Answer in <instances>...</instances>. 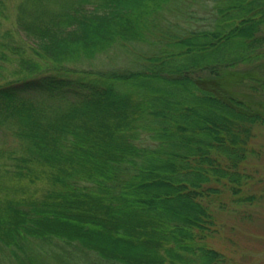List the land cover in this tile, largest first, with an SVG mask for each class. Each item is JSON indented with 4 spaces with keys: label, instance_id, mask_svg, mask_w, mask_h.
Segmentation results:
<instances>
[{
    "label": "trees",
    "instance_id": "1",
    "mask_svg": "<svg viewBox=\"0 0 264 264\" xmlns=\"http://www.w3.org/2000/svg\"><path fill=\"white\" fill-rule=\"evenodd\" d=\"M16 7L46 54L1 32L0 264H223L218 211L256 198L264 0Z\"/></svg>",
    "mask_w": 264,
    "mask_h": 264
},
{
    "label": "rangeland",
    "instance_id": "2",
    "mask_svg": "<svg viewBox=\"0 0 264 264\" xmlns=\"http://www.w3.org/2000/svg\"><path fill=\"white\" fill-rule=\"evenodd\" d=\"M3 1L0 6L2 7L0 13V42L3 39L1 32L8 29L17 44L20 43V46L26 48L27 51H31L30 48L34 49V47L39 49L41 47L38 44L40 39L29 37L24 30L17 29L16 5H20L22 0ZM40 53L46 54L43 50ZM37 56L35 57L40 62L43 60L49 65L51 64L46 56H40L39 54ZM124 58H126L124 53L117 52L114 55L111 51L107 54H99L93 59V62L99 67L105 65L107 67L110 65L122 66ZM16 66V62L5 60L0 54V83L14 77ZM47 97L48 94L43 95L46 100H48ZM256 127V136L249 144L254 148V153H249L247 162L250 163L248 169L253 171L257 178L253 181V184L246 187L249 193L255 195L256 198L253 203L242 204L234 203L231 198L224 199V207L218 211L217 231L209 240L210 245L226 257L223 264H264V124ZM1 138L0 135V140ZM253 168L257 171L252 170Z\"/></svg>",
    "mask_w": 264,
    "mask_h": 264
}]
</instances>
